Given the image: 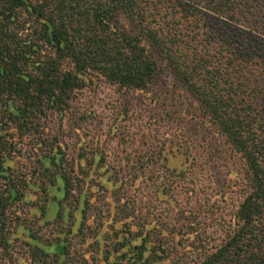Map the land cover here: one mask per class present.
<instances>
[{"label":"trees","instance_id":"trees-1","mask_svg":"<svg viewBox=\"0 0 264 264\" xmlns=\"http://www.w3.org/2000/svg\"><path fill=\"white\" fill-rule=\"evenodd\" d=\"M203 1L0 0L1 246L24 240L35 264H264V0ZM159 62L198 103L199 116L183 107L179 129L210 148L223 139L245 169L213 243L191 221H151L148 199L127 197L101 173L102 154L83 151L85 135L69 157L53 129L89 78L153 92ZM176 154H163V169L179 175L194 159L177 167Z\"/></svg>","mask_w":264,"mask_h":264},{"label":"rangeland","instance_id":"rangeland-1","mask_svg":"<svg viewBox=\"0 0 264 264\" xmlns=\"http://www.w3.org/2000/svg\"><path fill=\"white\" fill-rule=\"evenodd\" d=\"M202 3L207 5L206 0ZM159 63L153 92L122 90L101 77L89 78L75 92L70 113L61 127L53 129L69 157L77 153L79 135H85L83 151L102 154L105 165L101 173L107 169L111 176L122 180L127 197L136 199V203L140 197L148 199L142 209L151 213V221L169 228L184 224L186 227L191 221L213 243L241 200L242 186L246 185L245 169L223 139L213 140L210 148L193 141L186 131L179 129L176 119L183 107L199 116L198 103L173 71ZM31 146L29 139L21 143L25 153L32 155ZM175 150L173 164L177 167L183 163L184 156L194 159L189 169L179 175L163 169L166 165L163 154ZM141 158L148 160L144 168L139 165ZM154 160H158L156 165ZM123 161L127 164L123 165ZM28 163L24 166L27 170L30 164L36 166L35 157L31 156ZM159 163L162 166L156 169ZM141 170L143 176L139 175ZM155 185H164L167 194L164 196L173 197L177 210L167 200L155 197ZM40 233L48 236L50 230L44 227ZM29 251L31 254V248L20 238L7 247L0 245V264H35L29 258Z\"/></svg>","mask_w":264,"mask_h":264}]
</instances>
